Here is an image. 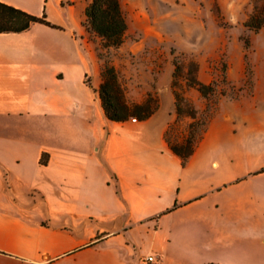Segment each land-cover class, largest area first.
Masks as SVG:
<instances>
[{"label": "crops", "instance_id": "1", "mask_svg": "<svg viewBox=\"0 0 264 264\" xmlns=\"http://www.w3.org/2000/svg\"><path fill=\"white\" fill-rule=\"evenodd\" d=\"M1 1L54 27L0 32V264H138L142 254L158 264H264V55L254 56L251 92L215 103L182 163L165 140L178 118L169 51L158 50L156 69L138 70L152 80L137 82L145 90L132 100L156 89V111L112 121L97 92L100 40L83 26L91 0ZM250 1L223 0L221 11L243 24ZM168 5L193 3L124 1L128 41L113 50L116 71L127 72L124 64L151 39L191 54L207 85L224 45L226 77L241 82L237 37L203 51L201 19L194 17V31L190 24L172 35L162 28L154 10ZM262 37L264 27L254 45ZM183 96L198 114L206 107L195 88L184 86Z\"/></svg>", "mask_w": 264, "mask_h": 264}, {"label": "rangeland", "instance_id": "2", "mask_svg": "<svg viewBox=\"0 0 264 264\" xmlns=\"http://www.w3.org/2000/svg\"><path fill=\"white\" fill-rule=\"evenodd\" d=\"M122 7L124 5L125 0H119ZM223 0H192V8L183 9L177 5H168V6H160L155 9L154 12L158 13L161 17V26L162 28L170 33V35L177 33L178 28L181 24H190L191 29L194 31L195 28H199L197 24L194 22V17L201 19L206 27V32L204 33L206 36V41L202 43L201 48L203 51L211 52L216 45V39L223 38L226 40L232 36H236L237 40L242 44L241 53H243V58L245 61L244 66V78L239 83H233L229 81L226 77L227 71V50L225 46L222 45L219 47V57L210 62L209 68L213 76L214 84V92L206 98L205 108L198 114L200 121L206 118L207 114L212 112V109L217 103V101L224 97L227 99H236L241 95H246L251 92V87L253 85V77H252V66L253 59L256 54L264 55V38L262 37V41L258 43L252 42V37L254 34L258 32H252L247 30L243 24L240 22H236L233 19V16L227 15L225 12L221 11L220 2ZM226 2H230L232 0H225ZM121 7V8H122ZM156 8V7H155ZM125 16L126 12L122 8ZM253 10L252 0L243 6L241 10V14L243 12L248 15ZM166 14V15H164ZM132 34V33H131ZM128 41V36L125 35L124 41ZM132 41V40H130ZM133 42V41H132ZM247 43V45H246ZM101 42L97 48V56L99 58V64L101 69L106 63H113V50L114 48L104 49L101 46ZM198 44H196L195 49ZM257 46V47H256ZM145 50L142 53L133 55V59L130 60L129 63L124 64L129 66L127 72L123 74L118 73L120 85L123 87L125 92L126 99L129 103L134 104L132 98L139 97L143 93V88L137 87V82L139 81H150L152 80L150 74L147 76L144 73H140L139 69H145L146 67L156 69L157 65L163 64V58L161 57V53L158 50L164 48L166 51H169L171 55H173L172 66L173 73L175 70L174 64L175 62L179 66V71H177V88L180 93L183 95V88L187 86V77L188 73L193 70V64L195 63L191 54L186 52L183 49L173 48L172 45L168 42L167 45L161 44L153 40H147L144 45ZM231 54V52H230ZM235 54V52H233ZM196 64V63H195ZM136 68V69H135ZM225 81H224V78ZM87 81L89 79H86ZM173 83V80H172ZM172 87V86H171ZM188 87V86H187ZM147 93L152 94L154 98H157V90L156 89H147ZM146 97V94L144 98ZM189 101L186 99V102L183 103L181 109V115L175 120L174 125L170 130V140L173 143H176L180 138H182L188 132V124L186 123L190 120L186 115L187 104ZM186 104V105H185ZM187 120V121H186Z\"/></svg>", "mask_w": 264, "mask_h": 264}, {"label": "trees", "instance_id": "3", "mask_svg": "<svg viewBox=\"0 0 264 264\" xmlns=\"http://www.w3.org/2000/svg\"><path fill=\"white\" fill-rule=\"evenodd\" d=\"M253 10L244 21V27L252 32H258L264 27V0H252ZM119 0H91L84 10V27L88 33L94 35L102 43L104 49L117 48L124 42L127 29L126 16L122 10ZM39 23L49 27H54L43 15L41 17L22 11L19 8L7 5L0 0V32H22L30 25ZM247 45V43H246ZM197 64H193V70L188 73L187 86L195 88L206 98L214 92L215 81L211 84L199 81L196 76ZM173 73V83H171L175 97V110L177 117L181 115V109L186 98L177 88V71L179 66L175 62ZM102 81L98 87L101 106L106 117L112 121H123L129 117L137 120H145L150 117L158 108V99L147 93L143 101L131 104L125 96L123 87L120 85L118 72L112 63H106L101 69ZM224 78V77H223ZM225 81V78H224ZM187 104V103H186ZM185 104V105H186ZM186 115L192 121L188 124V132L176 143L170 140L169 132L174 125L170 124L165 132V140L170 150L181 157L182 163L186 162L193 152L198 140H200L206 123L211 116L200 121L198 112L190 103L187 104ZM207 110V107L205 108Z\"/></svg>", "mask_w": 264, "mask_h": 264}, {"label": "built area", "instance_id": "4", "mask_svg": "<svg viewBox=\"0 0 264 264\" xmlns=\"http://www.w3.org/2000/svg\"><path fill=\"white\" fill-rule=\"evenodd\" d=\"M135 117H132V121H135ZM159 258L153 254H142L138 259V264H158Z\"/></svg>", "mask_w": 264, "mask_h": 264}]
</instances>
